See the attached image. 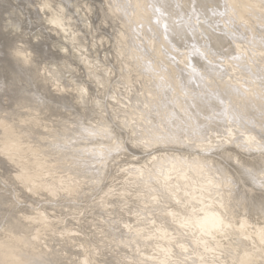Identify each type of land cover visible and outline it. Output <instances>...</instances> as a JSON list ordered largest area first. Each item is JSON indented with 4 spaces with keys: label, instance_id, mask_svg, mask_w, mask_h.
I'll list each match as a JSON object with an SVG mask.
<instances>
[{
    "label": "bare ground",
    "instance_id": "6f19581e",
    "mask_svg": "<svg viewBox=\"0 0 264 264\" xmlns=\"http://www.w3.org/2000/svg\"><path fill=\"white\" fill-rule=\"evenodd\" d=\"M102 1L111 41L86 0H0V170L70 202L35 229L0 185V264H264V0Z\"/></svg>",
    "mask_w": 264,
    "mask_h": 264
},
{
    "label": "rangeland",
    "instance_id": "374dc122",
    "mask_svg": "<svg viewBox=\"0 0 264 264\" xmlns=\"http://www.w3.org/2000/svg\"><path fill=\"white\" fill-rule=\"evenodd\" d=\"M87 2H88V4H90L89 5V7L91 6V5H93L94 7L93 8H91L92 10H96V13L94 12L92 15H93V21H94V24L96 25L95 26V28H96V30H97V33H99V34H101V35H103V34H105V35H108L109 36V38L108 39H110L109 41H111L112 40V34L110 33V31H109V28H110V26L107 24V25H105V24H102V17H103V14H104V10H103V6L106 4V3H103V1L102 0H100V2L98 1V0H86ZM156 1H158V0H156ZM159 2V1H158ZM95 3H97V4H95ZM103 6H102V5ZM96 6V7H95ZM106 6H108L107 4H106ZM28 8H29V11H32V10H30L31 9V7L30 6H28ZM101 10V11H100ZM23 12H25V16L27 15V16H29L30 14H28L27 12H28V10L27 9H24L23 10ZM107 28H106V27ZM109 31V32H108ZM26 35L27 34H29V32H26L25 33ZM108 49V50H107ZM106 51L108 52L109 51V53L112 51L111 50V47H110V43H108L107 45H106ZM107 55H108V53H107ZM108 57L109 58H111L110 57V55H108ZM152 64V63H151ZM119 73V72H118ZM58 92H60V90H57L56 91V93H58ZM50 93H52V92H50ZM8 94H10V91L9 90H6V92H5V95L4 96H2V98H0V104L2 103V104H8L9 103V99H7V95ZM53 95V94H52ZM46 103V102H45ZM130 146V145H129ZM131 147V146H130ZM132 148V147H131ZM133 149V148H132ZM24 160H26V159H24ZM14 167L13 166H7V167H5V166H3V168L0 170V185L1 186H6L8 189H10L11 191H14L15 192V194H17V197H16V199H17V201L19 200L20 201V203L17 205V208H16V210L18 211L20 208H22L21 210H23V211H28V209H30L31 207H28L29 205L28 204H33L34 205V207H36L35 208V211H36V216L31 220V222L32 223H34V226L32 227V228H35L36 229V227L37 226H39V225H41V224H43V223H45L46 221H48V220H50V217L49 216H47V214L45 213V212H41V211H39V209L44 205V204H46V206L48 207H45L46 208V211L48 212V210H49V208L50 207H54V206H52L51 204H49V203H52V204H61V205H63V204H70V202H68L69 201V197L68 196H65L64 194H59V196L58 197H56V199H58V200H61V199H64V201H62V202H59V201H52V200H45V201H40L39 202V200H43V199H47V198H51V196H49L47 193H45V192H43V193H41L40 195H30L29 194V192H27L26 190H23V191H21L20 189L21 188H23L22 186H21V184L17 181V180H15V178H14ZM4 171H5V175H4ZM6 171H8V172H6ZM111 172H109L108 174H110ZM4 175V176H3ZM7 176V177H6ZM108 179V175L106 176V182L108 181L107 180ZM10 182V183H9ZM13 184H12V183ZM13 187V188H12ZM12 188V189H11ZM15 189H17V191H15ZM7 192H9V191H7ZM7 192H1L0 191V194H1V197L3 196V197H6V196H9L8 195V193ZM4 194H7V195H4ZM45 195H47V196H45ZM30 196V197H29ZM37 196V197H36ZM0 197V202L2 201V199H3V197L1 198ZM12 200H15V198H14V196H9ZM78 200H81V201H79V202H81L80 203V205L81 204H83V202L85 203L86 202V200H84V201H82V199L81 198H78ZM87 200H88V198H87ZM67 202V203H66ZM72 203V202H71ZM74 203H77V201H74L73 202V204ZM3 204L2 203H0V209H3L4 207V205L2 206ZM21 205V206H20ZM57 209H53L54 211V213L57 215V216H60V217H65L66 219H67V221H66V223H65V225H64V228H68L69 227V230H74L75 228L74 227H77V224H74L75 222H73V221H75L74 220V214H69V213H66V212H64V210H66V211H69V209H66V208H64L63 210H61L62 209V207L61 206H58V207H56ZM50 209H52V208H50ZM45 210V209H44ZM56 210V211H55ZM2 211V210H1ZM71 211V210H70ZM30 212V211H29ZM51 214H53V213H51ZM50 214V215H51ZM67 216H66V215ZM102 214H104V215H108V213L106 212V211H103V213ZM21 215H23L22 213H20V216ZM82 215V216H81ZM88 215V216H87ZM91 214H80L79 213V215H76V216H78L79 218H81L82 219V221H90L91 220ZM52 216V215H51ZM84 216V217H83ZM107 218L109 217V216H106ZM51 218H53V216L51 217ZM97 218V217H96ZM84 219V220H83ZM86 219V220H85ZM56 220H58V219H56ZM81 223H84V222H81ZM58 227V226H57ZM80 227V226H79ZM91 227H92V229H94V225L92 226L91 225ZM35 229H32L31 230V232H29V235L30 234H32L33 232H34V230ZM60 229H63V228H60ZM57 230V229H56ZM57 231H59V230H57ZM82 232L84 233V234H86V232H87V230L86 229H84L83 228V230H82ZM56 232L54 231L53 233H50V231L47 233V234H50V237H48V238H50V241H45V239H44V237L43 236H40V238L39 237H36L35 239L36 240H38V241H40V242H42V244L44 245V244H50V245H52V246H54V247H57L58 246V241H59V238L58 237H54V238H52L53 236H52V234H55ZM81 252H82V250L80 251L79 250V252H77L78 253V255H76L75 257H78L79 256V254L81 255ZM17 256H20V255H18L17 254ZM16 256V257H17ZM102 257H105V255H99V258H102ZM97 260H98V258H97ZM94 262H96V260H93ZM70 262V261H69ZM68 262V263H69ZM101 263H102V261H101Z\"/></svg>",
    "mask_w": 264,
    "mask_h": 264
},
{
    "label": "snow or ice",
    "instance_id": "6c2138e0",
    "mask_svg": "<svg viewBox=\"0 0 264 264\" xmlns=\"http://www.w3.org/2000/svg\"><path fill=\"white\" fill-rule=\"evenodd\" d=\"M47 7H48V5H47V4H44V5L41 6V9H40V10L43 11V10H44L45 8H47ZM52 7H55V5H52ZM223 7L225 8V13H221V15L226 14V12H227V8H228V5L225 4ZM202 8H203L204 10H208V0H205V2L202 4ZM157 11H159V9H157ZM192 11H193V12H196V11H197L196 0H193V3H192ZM213 14H215V12H213ZM52 23H53V24H56L57 21H56L55 19H53ZM226 23L229 24V25H231L232 27H235V26H236L234 21H228V22H226ZM165 38L167 39L168 37L166 36ZM202 38L206 41L204 47L207 49L208 53L211 54V55H213V56L217 55L215 52L212 51L211 36H209V35H203V34H202ZM19 51H21V49H18V50H17V54L19 53ZM209 63H211V62H209ZM218 70H219L222 74H224L225 71H226L225 69H223V67H219ZM221 103H223V101H221ZM256 167H257L256 165H253L252 168L247 169V175L252 176V175H253V168H256ZM259 170H260L262 173H264V163H262V164L259 165ZM241 174L244 175L245 173L242 172ZM246 182H247V181H246ZM254 182H255V181H254ZM258 189H259L260 195H261L262 197H264V180H262V181H260V182L258 183Z\"/></svg>",
    "mask_w": 264,
    "mask_h": 264
}]
</instances>
